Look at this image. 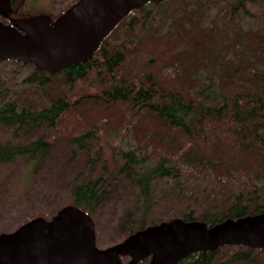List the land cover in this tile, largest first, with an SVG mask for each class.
Wrapping results in <instances>:
<instances>
[{"label":"trees","instance_id":"1","mask_svg":"<svg viewBox=\"0 0 264 264\" xmlns=\"http://www.w3.org/2000/svg\"><path fill=\"white\" fill-rule=\"evenodd\" d=\"M40 1L26 0V12L50 15L40 9ZM190 1H150L131 10L103 39L92 58L80 65L56 73L31 65L34 72L23 83L41 91V110L26 99L0 106V124L13 126L14 136L36 134L43 128L56 130L57 124L74 118L86 107L106 112L114 109L116 114L128 109L134 121L131 128L146 124L136 121H149L181 135L183 141L177 147L162 142L165 152L155 162L141 140L143 150L133 144L128 145V151L119 152L122 138L114 146L107 145L105 138H113V132L109 133L112 137H106L107 117L93 115L91 126L67 142L69 147L86 152L88 167L85 178L71 187L69 206L92 218L99 205L115 193L110 188L118 174L138 189L134 208L140 209L139 214L118 226L125 238L177 218L212 226L229 218L264 213V30L253 32L241 26L248 6L262 5L264 0H234L221 25L210 23V12L220 0ZM120 29H125L122 35L118 34ZM113 38H121L120 44H114ZM22 103L27 107H17ZM99 141L105 145L100 147ZM54 145L38 137L31 143L0 146V164L23 159L35 166L43 155L51 154ZM104 149L111 155L106 154L107 164L100 165ZM92 154L94 162L89 166ZM250 159L258 166L248 172L245 165ZM241 172L247 175L240 187L231 186L238 193L232 192L236 198L230 206L223 201L222 209L212 211L186 189L179 193L186 203L174 218L155 221L149 217L154 210L153 183L159 179L171 178L174 185L184 187L182 178L190 184L206 178L228 188V180ZM253 184L254 188L249 187ZM227 196L226 190L223 197ZM37 217L43 216L35 212L30 220ZM225 247L236 249L227 257L232 264H259L258 254L264 253V249L223 246L189 255L177 264H216L217 254ZM148 263L149 258L139 262Z\"/></svg>","mask_w":264,"mask_h":264},{"label":"rangeland","instance_id":"2","mask_svg":"<svg viewBox=\"0 0 264 264\" xmlns=\"http://www.w3.org/2000/svg\"><path fill=\"white\" fill-rule=\"evenodd\" d=\"M25 1L20 0L14 16L27 15L25 11ZM78 0H41L40 9L50 12L52 17L57 16L75 4ZM234 0H220L219 4L211 10L210 23L221 25L224 16L229 12V4ZM187 3L191 2L186 0ZM128 21V20H127ZM245 30L253 32L264 30V3L262 5H249L248 14L241 24ZM125 29L119 30L118 34L122 35ZM243 39L244 43H248V36ZM259 38V37H258ZM260 39V38H259ZM121 38H113L114 44H120ZM252 43V42H251ZM253 45V43H252ZM251 46V44H250ZM254 46V45H253ZM11 61H2L0 63V101L16 103L22 100L32 102L35 109L42 108V93L35 86L23 83V80L34 72L33 66L22 65ZM171 71L170 69L168 70ZM88 85V83L86 84ZM39 103V104H38ZM19 108L27 107L25 103L17 106ZM18 108V109H19ZM122 111L113 110L104 111L100 108L86 107L75 114L74 118L57 124L55 134L54 130L47 131L40 129L39 133L18 136V142L21 144L30 143L38 137H43L50 142H54L53 151L49 155H43L40 162L37 160L36 165L28 164V161L16 159L13 163L0 165V233H7L19 228L22 224L28 222L33 213L43 216L46 220L51 219L56 212L68 206L71 202V187L82 181L87 173V163L85 161L86 152L72 146L69 147L67 142L71 136L79 134L91 126L90 119L93 115L107 117L108 123L104 125L107 131L105 138L107 145H116L118 138H122L120 142L119 152L128 151V145H133L139 150H143L140 146L141 140L147 147L148 153L152 155L153 161L164 154L163 141L177 147L183 141L180 134L168 131L164 127L151 123L149 121H136L146 123L131 128L133 122L130 119V112L127 109L125 117ZM100 119H95L94 122ZM93 122V123H94ZM15 129H7L0 127V142H4L14 135ZM96 136V135H95ZM168 139V140H167ZM100 142V147L105 143ZM95 152V151H94ZM111 155V152L104 149L99 160L100 165L107 164L105 155ZM147 157V156H144ZM94 162L93 154L90 158L89 166ZM121 162V161H120ZM30 166V169L28 168ZM258 164L254 159L247 161L245 170L254 171ZM236 178L227 182L228 188L222 187L206 178H199L196 183L190 184L185 178H182L184 187L174 185L173 179L157 180L153 183V194L151 200L153 203V213L149 217L153 220H169L175 217L185 205L179 193L181 190L192 193L195 201L200 202L204 207H212L213 210H220L224 201L229 206L235 200L233 193H238L237 189L232 187H240L247 173L241 172ZM114 186L110 191L115 193L105 204H100L94 216L92 217L95 224L96 243L100 248H106L118 242H121L126 235L122 234L118 227L121 221L130 223L139 214L140 209L134 208L138 201L139 191L133 184L125 178L124 175L118 174L114 179ZM254 184L249 187L254 188ZM227 190V197H223V192ZM129 217V218H128ZM215 259L216 264H232L228 261V255L236 251L235 247H225L221 249ZM125 259L124 261H127ZM257 263L264 264V253H259Z\"/></svg>","mask_w":264,"mask_h":264},{"label":"water","instance_id":"3","mask_svg":"<svg viewBox=\"0 0 264 264\" xmlns=\"http://www.w3.org/2000/svg\"><path fill=\"white\" fill-rule=\"evenodd\" d=\"M150 1L165 0H78L54 20L33 14L11 26L0 22V62L15 60L49 73L80 65L131 10ZM9 10L8 0H0V16L6 18ZM223 246L264 249V213L212 226L177 218L100 250L93 219L68 205L50 220L37 217L0 235V264H139L147 258L148 264H177Z\"/></svg>","mask_w":264,"mask_h":264},{"label":"flooded vegetation","instance_id":"4","mask_svg":"<svg viewBox=\"0 0 264 264\" xmlns=\"http://www.w3.org/2000/svg\"><path fill=\"white\" fill-rule=\"evenodd\" d=\"M20 1V0H19ZM15 2V0H8V2H9V7H10V12H9V14H8V16L6 17V18H4V17H1L0 16V22L1 23H3V24H5V25H9V26H11V24H12V21H14V20H20V19H26L27 17H30V16H27V15H15L14 16V10H16V8H17V5H19V3L20 2ZM69 9V8H68ZM67 9V10H68ZM67 10H65L63 13H65ZM26 11V10H25ZM63 13H61V14H59V15H57V16H54V17H52V15H49L51 18H52V20H54V19H56L57 17H59L60 15H62ZM33 15V14H32ZM1 63V62H0ZM2 103H5V102H1L0 101V106H3V104ZM17 109V108H16ZM16 126V125H15ZM0 127H3V128H7V129H12V128H14L13 126H9V127H7V126H5V125H2V124H0ZM18 135H16V136H11V138L10 139H8V140H6V141H4V142H0V146H5V145H20L21 143L20 142H18L17 140H18ZM35 140H33V141H31V142H34ZM30 142V143H31ZM16 158V157H15ZM0 165H2V164H0ZM48 220H50V219H48ZM94 222V221H93ZM25 224V223H24ZM23 225V224H22ZM21 225V226H22ZM20 226V227H21ZM18 229V228H17ZM16 229V230H17ZM16 230H14V231H16ZM14 231H10V232H7V233H0V235H2V234H10V233H13ZM94 231H95V224H94ZM95 244H96V247L98 248V249H100V250H104V249H107V248H109V247H111V246H113V245H111V246H109V247H106V248H100V247H98V245H97V243H96V234H95ZM117 244V243H116Z\"/></svg>","mask_w":264,"mask_h":264}]
</instances>
